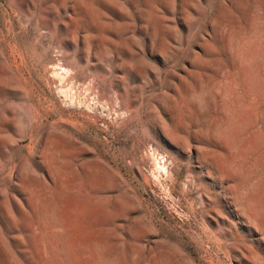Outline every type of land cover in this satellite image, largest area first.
<instances>
[{
    "label": "rangeland",
    "instance_id": "obj_1",
    "mask_svg": "<svg viewBox=\"0 0 264 264\" xmlns=\"http://www.w3.org/2000/svg\"><path fill=\"white\" fill-rule=\"evenodd\" d=\"M0 264H264V0H0Z\"/></svg>",
    "mask_w": 264,
    "mask_h": 264
},
{
    "label": "built area",
    "instance_id": "obj_2",
    "mask_svg": "<svg viewBox=\"0 0 264 264\" xmlns=\"http://www.w3.org/2000/svg\"><path fill=\"white\" fill-rule=\"evenodd\" d=\"M158 158L160 159L161 163L165 162V159L162 158L161 155H159Z\"/></svg>",
    "mask_w": 264,
    "mask_h": 264
}]
</instances>
